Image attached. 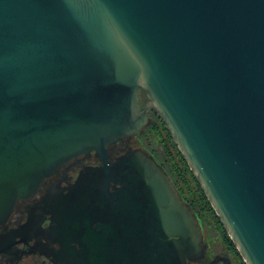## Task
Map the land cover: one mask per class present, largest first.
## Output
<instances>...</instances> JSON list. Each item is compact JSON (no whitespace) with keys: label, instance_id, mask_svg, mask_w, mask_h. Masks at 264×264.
I'll use <instances>...</instances> for the list:
<instances>
[{"label":"water","instance_id":"water-1","mask_svg":"<svg viewBox=\"0 0 264 264\" xmlns=\"http://www.w3.org/2000/svg\"><path fill=\"white\" fill-rule=\"evenodd\" d=\"M149 110L244 264H264V0H0V225L61 171L42 198L63 264H201L168 173L114 155Z\"/></svg>","mask_w":264,"mask_h":264},{"label":"flooded vegetation","instance_id":"flooded-vegetation-1","mask_svg":"<svg viewBox=\"0 0 264 264\" xmlns=\"http://www.w3.org/2000/svg\"><path fill=\"white\" fill-rule=\"evenodd\" d=\"M138 95L140 102L143 103L146 98L140 96V91H138ZM149 114L152 117V122L144 129V131L146 129L153 131L152 124L158 127L160 123V119L153 111L149 110ZM143 132L132 135L127 141L119 143L118 150L114 152V155L121 153L127 146L131 148H143L138 144V138ZM153 132L155 133V131ZM82 163L95 165L98 164V161L91 155L84 158ZM159 164L167 172L165 167L161 163ZM79 169V166H70L66 169L65 174L67 177H70L69 181L74 178ZM60 175L61 171L41 182L34 198L16 201L15 209L6 218L4 225H0V264H63L55 256L58 251V242H54L48 238L45 233V228L49 223V214L45 212V201L42 198L44 193L49 190V186L59 180ZM172 182L174 183L173 180ZM65 185V181L59 182L60 187ZM175 186L182 199L188 203L193 210L197 222L200 225L203 239L206 242V258L201 264H244L231 241H227L224 235H222L224 240H221L222 245H220V247L215 249L213 242L209 244L208 235L203 232L198 215L194 211L193 204L182 196L184 190L181 187V183H178L177 185L175 184ZM28 220L33 221V226L25 227L20 230V227ZM207 223L211 225L212 229L215 227L211 224L210 218L207 219ZM218 223L220 222L218 221ZM230 244H232V247H230Z\"/></svg>","mask_w":264,"mask_h":264},{"label":"rangeland","instance_id":"rangeland-1","mask_svg":"<svg viewBox=\"0 0 264 264\" xmlns=\"http://www.w3.org/2000/svg\"><path fill=\"white\" fill-rule=\"evenodd\" d=\"M141 93L142 91H140V96L144 97V94L143 93L141 94ZM159 122H160L158 126L159 128L155 126L154 124H152L153 130L155 131V133L153 131H148V129H146L140 135V137L138 138V144L141 147L145 148L147 151H149L150 154H152V156L156 159V161L161 163L165 167L168 174L170 175V177L172 178V180L174 181L176 185L178 183H182L181 181L182 179L180 177L181 175L180 170L184 171V174L187 175L190 185L187 186L189 189L183 191L182 196L186 200L191 201V203L193 204L194 211L198 215V219L202 226L203 232L204 234L208 235L209 244L213 242L214 248L216 249L220 247V245H222L221 240H224V237L227 241H229V238L227 234L225 233L221 224L218 223L219 220L216 219L217 217L215 216L207 200L205 199L206 200L205 202V200L201 199L200 204H198V199L200 197V192L198 190L199 186L196 183L194 177H191L189 175V173L191 174V172L189 171L181 155H180V158L183 161L180 160L178 156L179 151L177 150L175 144L173 143L168 132L165 130L161 121ZM173 157H175V160ZM182 163H184L185 165L183 166ZM182 176L184 177L185 175H183L182 173ZM183 186L185 185L183 184ZM202 196L204 197V195ZM209 207L211 210H209ZM208 218L211 219V224L215 226L213 229L211 228V225L207 223ZM219 232H220V235H219ZM222 235H224V237ZM231 245L232 244H230V247H232Z\"/></svg>","mask_w":264,"mask_h":264},{"label":"trees","instance_id":"trees-1","mask_svg":"<svg viewBox=\"0 0 264 264\" xmlns=\"http://www.w3.org/2000/svg\"><path fill=\"white\" fill-rule=\"evenodd\" d=\"M148 131H151V130H148ZM154 131V130H153ZM178 153V152H177ZM178 156H179V158H180V154L178 153ZM174 158V160H175V157H173ZM180 160L181 161H183L181 158H180ZM183 164V166L185 165L184 163H182ZM180 172H181V175H180V177H181V181H182V183L185 185V186H183V184L181 183V187L183 188V190H187V189H189L187 186L188 185H190L189 184V180H188V177H187V175L186 174H184V171H182V170H180ZM182 173H183V175H185L184 177L182 176ZM189 175L191 176V177H193L190 173H189ZM198 190H199V192H200V197H199V199H198V204H200V201H201V199H203V200H205V198L202 196L203 194H202V192L200 191V189L198 188ZM205 202H206V200H205ZM206 204V203H205ZM209 210H211L210 209V207H209ZM216 218V217H215Z\"/></svg>","mask_w":264,"mask_h":264}]
</instances>
